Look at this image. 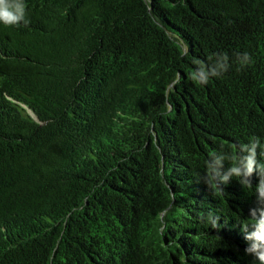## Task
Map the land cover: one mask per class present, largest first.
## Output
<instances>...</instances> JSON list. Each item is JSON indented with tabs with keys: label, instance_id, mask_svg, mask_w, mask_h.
<instances>
[{
	"label": "trees",
	"instance_id": "obj_1",
	"mask_svg": "<svg viewBox=\"0 0 264 264\" xmlns=\"http://www.w3.org/2000/svg\"><path fill=\"white\" fill-rule=\"evenodd\" d=\"M25 3L0 24V264H258V177L201 178L264 143V0ZM218 53L228 70L193 82Z\"/></svg>",
	"mask_w": 264,
	"mask_h": 264
},
{
	"label": "clouds",
	"instance_id": "obj_2",
	"mask_svg": "<svg viewBox=\"0 0 264 264\" xmlns=\"http://www.w3.org/2000/svg\"><path fill=\"white\" fill-rule=\"evenodd\" d=\"M27 5L25 0H0V24L5 26H20L28 24ZM227 53L209 56V63L194 59L197 66L190 74L193 82L206 84L212 77L222 76L230 67ZM235 61L240 67L251 64L249 53H236ZM235 153L213 152L205 161V174L201 178L207 186L223 191L222 185H227L234 178L242 187L252 188L251 177L255 174L258 182L254 187L256 207L249 209V222L241 224L245 233L244 239L248 245L244 249L246 255L254 257L258 264H264V143L253 137L248 143L233 145ZM259 157V158H258ZM225 161L229 165L225 168ZM213 228H218V216L208 214Z\"/></svg>",
	"mask_w": 264,
	"mask_h": 264
}]
</instances>
